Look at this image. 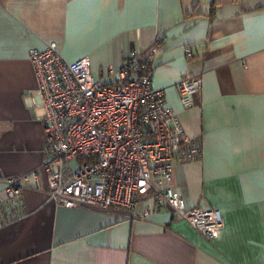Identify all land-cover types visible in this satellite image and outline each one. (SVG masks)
Listing matches in <instances>:
<instances>
[{"label":"crops","instance_id":"0c3cea01","mask_svg":"<svg viewBox=\"0 0 264 264\" xmlns=\"http://www.w3.org/2000/svg\"><path fill=\"white\" fill-rule=\"evenodd\" d=\"M156 38L152 86L203 140L200 160L176 164L173 187L189 208L221 210L218 235L166 206L142 220L59 206L46 176L24 187L23 216L9 219L5 179L45 162L30 51L57 42L67 61L89 57L110 83ZM187 74L203 80L189 109L178 91ZM0 207V264H264V0H0Z\"/></svg>","mask_w":264,"mask_h":264},{"label":"built area","instance_id":"2783aa9c","mask_svg":"<svg viewBox=\"0 0 264 264\" xmlns=\"http://www.w3.org/2000/svg\"><path fill=\"white\" fill-rule=\"evenodd\" d=\"M159 45L156 38L149 51L134 50L110 83L93 75L89 57L67 61L57 42L30 51L37 89L29 97L44 123L45 162L5 179L9 219L23 216L24 187L38 188L46 176L59 206L116 212L128 220L146 219L166 206L202 235H218L224 227L221 210L189 208L173 187L176 164L200 160L204 149L202 138L190 136L165 106L164 91L152 86ZM185 54L194 57L190 48ZM202 86V77L191 74L178 83L185 108L194 107ZM143 199L152 205L140 211Z\"/></svg>","mask_w":264,"mask_h":264}]
</instances>
